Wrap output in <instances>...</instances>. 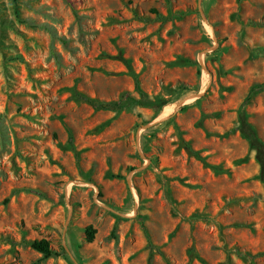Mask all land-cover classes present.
Returning <instances> with one entry per match:
<instances>
[{"label":"rangeland","instance_id":"374dc122","mask_svg":"<svg viewBox=\"0 0 264 264\" xmlns=\"http://www.w3.org/2000/svg\"><path fill=\"white\" fill-rule=\"evenodd\" d=\"M262 166L264 0H0V264H264Z\"/></svg>","mask_w":264,"mask_h":264},{"label":"trees","instance_id":"16d2710c","mask_svg":"<svg viewBox=\"0 0 264 264\" xmlns=\"http://www.w3.org/2000/svg\"><path fill=\"white\" fill-rule=\"evenodd\" d=\"M250 95H251V93H250ZM250 95L248 96V100L250 98ZM75 99L77 102L85 103V104L89 105L95 111L110 110V111H114V112H119L123 108H125L127 105H137V106H141V107L154 108V107H160L164 104L162 100H155V99L151 100L148 97H146L143 93H139V98H137V99L129 96L128 94H124L120 97V99L118 101L110 102V103L101 102V101L91 99V98L86 97L85 95H83L81 93H78V92L75 94ZM68 143L71 145L72 140L69 139ZM181 143H182L183 148L185 149V151L189 155L194 156L195 158L202 160V158H200V156L197 153L192 151V149L190 148V146L188 144H186L184 142H181ZM212 169L216 170V168H212ZM262 174H264V166H262ZM190 220L191 221H199V220L206 221L203 218H199V217H192ZM94 234H95V230L92 227H88L86 229V241H87V243L93 242ZM28 245L32 250L42 254L43 257H45V258H48V257L55 255V253L52 251V249L50 247V244L46 240L33 241V242L29 243ZM148 247H149L150 251L153 249V246L151 245L150 242H148ZM236 255L238 257L246 260L248 262V264H256L255 258L248 253H240L239 252V253H236ZM190 258L191 259H198L201 264H207L204 260H202L196 256L193 249L190 250ZM150 260H151V254L148 258V262H150Z\"/></svg>","mask_w":264,"mask_h":264}]
</instances>
